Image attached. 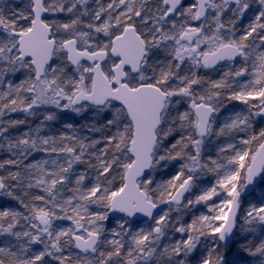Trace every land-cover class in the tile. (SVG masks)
<instances>
[{"label":"snow or ice","instance_id":"snow-or-ice-1","mask_svg":"<svg viewBox=\"0 0 264 264\" xmlns=\"http://www.w3.org/2000/svg\"><path fill=\"white\" fill-rule=\"evenodd\" d=\"M0 264H264V0H0Z\"/></svg>","mask_w":264,"mask_h":264},{"label":"trees","instance_id":"trees-1","mask_svg":"<svg viewBox=\"0 0 264 264\" xmlns=\"http://www.w3.org/2000/svg\"><path fill=\"white\" fill-rule=\"evenodd\" d=\"M15 115V114H14Z\"/></svg>","mask_w":264,"mask_h":264}]
</instances>
